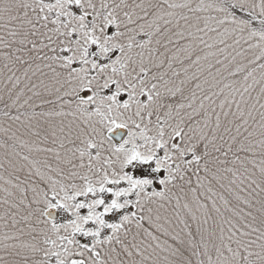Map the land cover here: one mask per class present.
Here are the masks:
<instances>
[{"label":"snow or ice","instance_id":"obj_1","mask_svg":"<svg viewBox=\"0 0 264 264\" xmlns=\"http://www.w3.org/2000/svg\"><path fill=\"white\" fill-rule=\"evenodd\" d=\"M0 264H264V0H0Z\"/></svg>","mask_w":264,"mask_h":264}]
</instances>
